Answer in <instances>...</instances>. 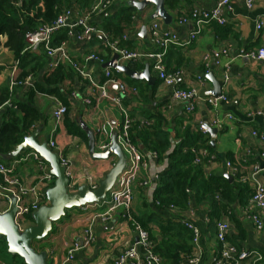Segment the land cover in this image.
<instances>
[{
	"label": "crops",
	"instance_id": "crops-1",
	"mask_svg": "<svg viewBox=\"0 0 264 264\" xmlns=\"http://www.w3.org/2000/svg\"><path fill=\"white\" fill-rule=\"evenodd\" d=\"M142 1L121 0L102 15L90 16L87 24L98 32L81 40L73 37L66 42L70 58L88 73L92 83L104 85L108 95L118 100L121 110L131 120V142L146 162V166L139 170L134 187L132 209L137 221L139 220L141 226L146 222L144 229L156 243L162 242L160 220L162 223L171 222L173 231H177L178 227L185 229L190 241L182 244L191 247V254L189 257L182 256L181 264H188L187 259L191 256L197 257L199 264H210L211 257L217 252V242L213 235L215 224L224 222L228 224L226 240L237 248L259 253L262 256L259 264H264V230H256L249 221V216L256 210L249 202L252 191L245 180L254 166L264 168V62L243 56L264 46V0H253L251 8H247L240 1L232 2L224 11L225 25L211 23L202 26L191 44L186 42L195 26L178 24V20L192 9L210 10L214 0H178L174 8L165 6L171 16L169 25H165L160 19L150 18L154 11L153 6L138 11L135 4ZM94 2L95 0H69L68 4L61 8L68 6L71 11L69 20L74 22L87 16ZM155 21L159 23L161 32H172L177 38L178 44L170 46L166 51L165 70L166 73H178L179 89L197 93L199 99L192 112H186L183 102L171 99V89L155 77L149 62L118 61V64H126L135 73L142 72L145 64H149L152 83L145 79H131L117 71L111 78L105 77V70L112 68L103 66L114 55L107 44L118 41L121 46L130 50L140 53L152 52L155 45L148 29ZM258 23H262L260 30L256 29ZM143 27L147 28L145 39L140 37ZM5 41V37H0V92L2 89L8 90L12 79L19 80L23 85L14 88L8 99L9 104H6V101L0 105V123L8 118L5 113L11 110L19 119L22 136L20 144L31 135L35 136V142L39 145H47L49 139L54 140L57 149L53 152L59 151L71 163L73 177L77 180L74 179V189L78 190L79 187L87 185L85 178L98 185L118 158L114 154H110L106 159L95 156L103 154L116 141L123 120L122 111L113 102L99 98L98 90L92 88L88 81L81 79L66 63L58 65L61 66V71L51 78L52 83H47L45 80L57 66H49L51 62L45 52L42 49L29 52L27 58L19 63L13 53L4 47ZM221 50H226L227 53L216 63L213 54ZM89 55L102 58L103 64L85 61ZM24 73L28 76L20 77ZM208 74L223 83L221 96L227 98V103L221 104L217 109L211 108L205 102V98L209 97L207 93L213 90V84L206 78ZM120 85L123 86L122 89ZM38 87L43 91L38 90ZM30 90L34 91L32 97H28L32 92ZM52 90L56 93H42ZM85 100H90L91 104L87 105ZM14 102L28 106L36 113V119L26 131L22 130L23 113L16 107H11ZM57 104L67 109L59 124L51 117ZM159 115L164 120L163 128L169 145L158 159L154 158L156 154L151 149L155 141L149 140L146 129L154 122L153 117ZM226 115H231L233 120H227ZM215 120L220 124L212 127ZM204 126L215 128L217 133L212 146V139L208 134L209 151L190 148V152L194 151L195 158L201 150L206 153L200 158L201 163L196 165L202 164L206 178L231 176L232 182L229 184L233 183L238 186V190L244 191L241 203L237 199L227 203L221 201L218 195L215 197L216 201L220 200L218 202L224 206L220 211L221 217L214 221V226L213 223L208 225L210 208L207 201L196 202L194 196L190 195L185 209L160 210L153 199L154 190L158 185L155 177L168 167L169 154L182 140V132L197 134ZM75 128H79L83 136L77 135ZM32 152L34 151H17L15 147L6 155H0V163L13 166L28 186L36 184L38 175L36 161L33 157L26 158ZM227 164L236 171L231 173L229 169L228 173ZM259 177L264 181V172H261ZM145 181L147 185H142ZM4 209L5 204L0 201V210ZM90 209L65 210L60 219L52 224L50 232L41 240L44 241L43 244H38L35 248L37 252L45 253L47 264H61L66 256L67 246L79 242ZM33 224L31 219H26V226ZM184 224L193 225L198 229L200 237L197 250H194L191 232ZM93 234L94 242L77 252L76 260L81 264H104L110 257L122 251L128 242L135 240L130 224L120 216L114 217L108 224H96L93 226ZM2 241L7 248L5 239L0 240L1 247H4ZM11 258L12 260L7 261L0 257V262L25 264L18 256ZM243 264L250 262L244 261Z\"/></svg>",
	"mask_w": 264,
	"mask_h": 264
},
{
	"label": "built area",
	"instance_id": "built-area-1",
	"mask_svg": "<svg viewBox=\"0 0 264 264\" xmlns=\"http://www.w3.org/2000/svg\"><path fill=\"white\" fill-rule=\"evenodd\" d=\"M120 1L121 0H95L89 14L74 22H70L69 20L71 15L70 9L68 7L60 8L56 18L51 23L39 26L35 31L27 33L24 36V49L22 53L34 52L42 49L51 62H49L50 67L58 66L61 63L68 64L81 79L88 81L92 88L98 90L99 98L113 102L118 105L121 110L118 100L108 95L104 85L98 86L92 83L88 73L83 70L77 62L70 58L66 49V42L62 43L59 47L54 48L51 46L52 35L60 29L67 30L68 39L75 37L77 40H81L92 33L98 32L93 26L87 24V20L92 15H102L112 6L119 4ZM234 1L243 2L247 8H251L253 5V0H214V4L210 10L192 9L189 13L181 16L178 20V24H193L195 26V29L189 34L186 44H191L195 41L204 25L211 23L218 26L225 25L224 11ZM261 27L262 23H258L256 29L260 30ZM148 32L155 45V50L152 52L140 53L136 50H130L125 46H121L118 41L107 44V47L114 55H118V61L126 63L140 61L149 62L152 71L156 75L155 77L165 87L171 89V99L183 102L186 112H192L195 103L199 99L197 93L193 90L179 89L177 87L178 73H166L165 70L164 57L166 51L170 46L178 44L175 34L172 32H161L160 25L157 21L151 24ZM226 53V50L215 52L213 54V60L219 63V59L226 55ZM243 56L264 62V46L256 51L247 52ZM85 61H93L99 65L103 64V59L94 55H89ZM113 73H116L115 69H107L105 70V77L111 78ZM19 85L23 84L12 79L8 86L9 94ZM119 87L121 89L123 88L121 85ZM205 102L211 108L217 109L221 104L227 103V98L225 96H220L218 98L208 97L205 98ZM85 103L87 105L91 104L90 100H85ZM6 104H9V102L7 101ZM66 111L67 109L65 106L57 104L52 110V120L57 124L61 123ZM122 114L123 120L120 131L116 136V142L125 155V169L116 178L113 187L109 190L101 203L78 208L87 211L89 208L91 209L79 242L67 246L66 256L61 264H81L76 260V255L77 252L89 247L94 242L93 226L96 224H108L117 216H120L130 224L132 232L135 235V240L128 242L122 251L110 257L104 264H163L162 258L154 252L155 246L150 240L148 232L139 224L132 209L134 187L137 183L138 173L141 168L146 166V162L139 154L136 146L131 142L129 135L131 120L124 111H122ZM225 117L227 120H233L231 115H226ZM219 124L220 122L215 120L212 123V127H217ZM200 131L207 133L204 128L200 129ZM255 134L256 133H253V135ZM47 146L52 152L57 149L55 141L52 139H49ZM191 152L193 153L194 151ZM55 154L58 157L59 165L64 169L65 177L69 181L67 192L76 193L77 190H75L74 187L77 180L73 177L70 161L59 151ZM205 155L206 153L203 150L198 152L194 163L200 164V158ZM27 157H33L37 163L38 175L36 176L37 182L35 185H26L13 166H6L0 163V201L5 204V209L4 211L0 210V214H5L10 210L12 201H14L16 209L14 224L19 232H22L28 227L26 226V218L30 215L32 217L34 212L38 211L41 206L47 203L45 191L52 188L55 182V177L51 173L50 165L39 154L32 152L28 154L26 158ZM155 157L156 156H154V158ZM226 167L228 173H230L229 169H231V173L236 171L229 164H227ZM261 172H264V168L254 166L251 173L245 179L248 181L252 191L249 202L256 210L254 214L249 216V221L258 231L264 230V181L259 177ZM158 179L159 175L155 177L157 182ZM85 181L87 184L86 186H88L90 190H95L98 186L89 178H85ZM142 185H147V182H143ZM155 204L158 205L157 202ZM175 208L170 206L168 209L175 210ZM184 226L191 232L194 250H197L200 237L198 229L190 224H184ZM227 231L228 224L224 222H217L215 224L213 235L217 242V252L211 257L210 264H243L244 261H249L250 264H259L262 261V256L259 253L240 249L230 244L226 240ZM187 263L199 264V260L197 257L191 256L187 259ZM0 264L2 263L0 262Z\"/></svg>",
	"mask_w": 264,
	"mask_h": 264
},
{
	"label": "trees",
	"instance_id": "trees-1",
	"mask_svg": "<svg viewBox=\"0 0 264 264\" xmlns=\"http://www.w3.org/2000/svg\"><path fill=\"white\" fill-rule=\"evenodd\" d=\"M69 0H0V37H5L4 47L13 53L14 58L23 62L29 55V52L22 53L24 49V36L27 33L35 31L39 26L51 23L57 16L59 9L68 4ZM190 1V0H186ZM178 0H166L165 6L169 9L176 7ZM66 7V6H65ZM68 7V6H67ZM68 34L66 29L56 31L51 37V46L59 47L62 43L67 42ZM61 71V66H57L51 71L50 77L45 80L52 83L51 78ZM23 74L20 77H25ZM28 76V75H27ZM19 81V80H17ZM40 91L41 88H37ZM28 97L34 95V91L30 90ZM42 93L53 94L56 91H47ZM9 91L2 89L0 92V105L8 101ZM11 107H16L23 113L22 130L26 131L28 126L36 119V113L32 108L19 103H11ZM9 110L6 114L7 119L0 123V155H6L13 148L21 143L22 136L20 134L19 119L14 112ZM154 122L146 130L149 140H153L152 151L159 159L168 148V138L164 130V120L159 116H154ZM77 135L83 136L79 128H75ZM130 135V131H129ZM157 143V144H155ZM190 148L206 149L209 151V137L207 133L199 132L197 134H189L188 131L182 132V140L172 149L169 154L168 167L159 174L158 185L154 190L153 199L160 210H166L170 206L185 209L188 205L189 196L193 195L196 202L207 201L209 203V213L207 216L208 225L220 219V211L224 206L218 201L232 203L236 199L241 203L244 191L238 190L235 184L220 177H205L203 167L201 165H193L195 154L190 152ZM247 190V189H246ZM248 191V190H247ZM220 200L216 201V196ZM154 215V214H153ZM158 217V216H157ZM29 218L32 220L31 215ZM139 222V220H138ZM160 220V233L162 242L156 243L149 233V238L154 244V252L158 254L163 264H181L183 257H189L191 247L182 244V242L190 241L188 232L178 227L177 231H173L171 222ZM141 225V224H140ZM142 227L146 228L142 223ZM183 256V257H182Z\"/></svg>",
	"mask_w": 264,
	"mask_h": 264
},
{
	"label": "water",
	"instance_id": "water-1",
	"mask_svg": "<svg viewBox=\"0 0 264 264\" xmlns=\"http://www.w3.org/2000/svg\"><path fill=\"white\" fill-rule=\"evenodd\" d=\"M166 0H143L135 4L138 11H143L148 6H153L154 11L151 19H160L165 25L171 22V16L165 9ZM146 27L142 28L140 37L146 38ZM118 55H113L112 59L106 63L103 68L115 69L118 73L125 74L131 79H145L149 83L153 82L150 77L149 64H145V69L140 73L131 71L126 64H118ZM206 78L213 84V90L207 93V96L218 98L221 96V88L223 83L213 78L212 74H208ZM207 133L211 137L210 145H214L216 129L204 126ZM17 151L32 150L39 154L51 168V173L55 177L52 188L46 191L47 205L41 206L38 211L32 214L34 224L27 227L22 232L14 224L15 204L12 201L11 208L5 214H0V239H5L7 251L11 256H18L25 264H47L44 252H36L32 247L34 240H42L50 232L51 226L58 221L64 214L65 210L76 209L86 205L101 203L109 190L113 187L116 178L124 171L126 166V158L120 147L114 141L111 148L103 154L95 157L106 159L110 154L117 156L118 160L112 167L110 172L103 180L98 183L95 190H90L88 186L83 185L78 188L76 193H68V179L64 175V169L59 165L58 157L49 150L46 144L39 145L35 142V136L31 135L24 142L16 146ZM229 183L232 177L223 175Z\"/></svg>",
	"mask_w": 264,
	"mask_h": 264
},
{
	"label": "rangeland",
	"instance_id": "rangeland-1",
	"mask_svg": "<svg viewBox=\"0 0 264 264\" xmlns=\"http://www.w3.org/2000/svg\"><path fill=\"white\" fill-rule=\"evenodd\" d=\"M29 217H27L26 219H28ZM30 219V218H29ZM263 232V231H262ZM44 239V238H43ZM42 239V240H43ZM0 240H2V239H0ZM44 242V241H43ZM43 242H41V240H34L33 242H32V247L35 249L36 247H37V245L39 244H43ZM2 244H3V246H4V242L2 241ZM0 257H2L4 260H7L8 261V259H10V260H12V258H11V255L8 253V251H7V248H6V245L2 248L1 247V244H0Z\"/></svg>",
	"mask_w": 264,
	"mask_h": 264
}]
</instances>
